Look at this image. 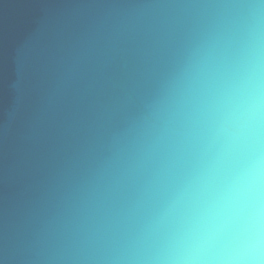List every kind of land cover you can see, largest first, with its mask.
<instances>
[{
	"label": "clouds",
	"instance_id": "obj_1",
	"mask_svg": "<svg viewBox=\"0 0 264 264\" xmlns=\"http://www.w3.org/2000/svg\"><path fill=\"white\" fill-rule=\"evenodd\" d=\"M34 54L0 264H264V0H97Z\"/></svg>",
	"mask_w": 264,
	"mask_h": 264
},
{
	"label": "water",
	"instance_id": "obj_2",
	"mask_svg": "<svg viewBox=\"0 0 264 264\" xmlns=\"http://www.w3.org/2000/svg\"><path fill=\"white\" fill-rule=\"evenodd\" d=\"M97 0H0V206L12 193L19 134L38 101L34 54L52 25L76 24Z\"/></svg>",
	"mask_w": 264,
	"mask_h": 264
}]
</instances>
